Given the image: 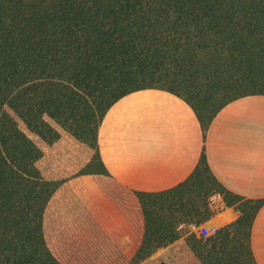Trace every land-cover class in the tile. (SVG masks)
I'll list each match as a JSON object with an SVG mask.
<instances>
[{"label": "trees", "instance_id": "trees-1", "mask_svg": "<svg viewBox=\"0 0 264 264\" xmlns=\"http://www.w3.org/2000/svg\"><path fill=\"white\" fill-rule=\"evenodd\" d=\"M145 88L182 97L204 130L264 94V0H0V264H138L182 236L199 264H257L263 200L228 190L204 152L159 192L107 169L103 119ZM214 193L231 221L199 236Z\"/></svg>", "mask_w": 264, "mask_h": 264}, {"label": "crops", "instance_id": "crops-1", "mask_svg": "<svg viewBox=\"0 0 264 264\" xmlns=\"http://www.w3.org/2000/svg\"><path fill=\"white\" fill-rule=\"evenodd\" d=\"M108 111L99 131L100 152L121 184L143 192L173 188L193 173L204 152L228 190L243 200H263L250 246L257 264H264V94L229 102L206 130L186 100L159 88L133 91ZM233 209L226 205L211 217L213 224L230 223ZM185 237L173 243L186 244Z\"/></svg>", "mask_w": 264, "mask_h": 264}, {"label": "rangeland", "instance_id": "rangeland-1", "mask_svg": "<svg viewBox=\"0 0 264 264\" xmlns=\"http://www.w3.org/2000/svg\"><path fill=\"white\" fill-rule=\"evenodd\" d=\"M208 224L212 226L213 222L210 221ZM191 228L193 229V226ZM200 235L205 236L202 231ZM184 244L185 240L182 243H170L160 247L151 257L138 264H199L195 254L186 248Z\"/></svg>", "mask_w": 264, "mask_h": 264}, {"label": "built area", "instance_id": "built-area-1", "mask_svg": "<svg viewBox=\"0 0 264 264\" xmlns=\"http://www.w3.org/2000/svg\"><path fill=\"white\" fill-rule=\"evenodd\" d=\"M207 201L209 202V206L215 214L221 213L226 208V203L220 193L211 194ZM210 221H212L211 218L198 226H193V229L195 231H198L199 234H201L202 231L205 236H210L212 233H214V231L218 229L215 224L209 226L208 222Z\"/></svg>", "mask_w": 264, "mask_h": 264}]
</instances>
